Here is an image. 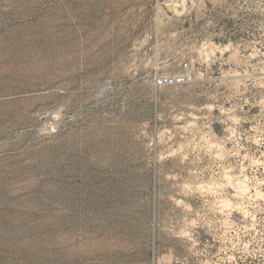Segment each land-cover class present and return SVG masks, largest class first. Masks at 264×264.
<instances>
[{
	"label": "rangeland",
	"instance_id": "1",
	"mask_svg": "<svg viewBox=\"0 0 264 264\" xmlns=\"http://www.w3.org/2000/svg\"><path fill=\"white\" fill-rule=\"evenodd\" d=\"M0 12L36 26L0 68L37 70L2 89L35 92L0 137V264H264V0Z\"/></svg>",
	"mask_w": 264,
	"mask_h": 264
},
{
	"label": "bare ground",
	"instance_id": "2",
	"mask_svg": "<svg viewBox=\"0 0 264 264\" xmlns=\"http://www.w3.org/2000/svg\"><path fill=\"white\" fill-rule=\"evenodd\" d=\"M29 5H31V4H29ZM35 5H34V7L37 6V5L36 6ZM32 8L33 7H31V9ZM4 11H6V10H4ZM4 11H2V12L4 13ZM2 12H0V13H2ZM8 12H10V11H8ZM19 12L20 11H18V13ZM30 12H32V10ZM33 12H35V10ZM4 16H0V17L5 18ZM29 16H31L29 13H27V14H21L20 13L19 15H15L13 17L9 16L10 18L8 17L10 19V21L11 20L16 21V19H20L21 22H19L18 24L14 22L13 25L16 24L15 26H12V24H10L12 27L8 30V32L4 33L0 37V51L5 52L8 50H11V49H13V46L15 47V45L18 47H23V50H24L23 45L25 44V42H28V35L31 32H33V30L36 28V26H33L31 24V21L28 20ZM36 17H38V16L36 15ZM45 17L47 18V16H45ZM45 17H43V18H45ZM34 21H35V19H34ZM4 22H6V21H4ZM47 23H50V22L47 21L46 24ZM42 25H43V23H42ZM5 26H6V24H5ZM40 26H41V24H40ZM2 27L4 28V26H2ZM46 27H47V25H46ZM46 30L47 29H45V31ZM1 33H3V32H1ZM32 35L33 34H30L31 37H32ZM30 36H29V39H30ZM30 41H31V39H30ZM32 41H34V40H32ZM29 44H27L26 46H28ZM31 46H32V44H31ZM0 55H2V54H0ZM10 56L12 57L11 54H10ZM7 57L2 56L0 58V61L5 64L7 61ZM10 59H8V61ZM12 59L14 60V58H12ZM11 63H13V61ZM36 73H37V70L31 69V68L27 69V70H19V71L13 70L12 68L11 69L0 68V137L3 136V134L6 130V128H5L6 126H11L10 128H13V127H15L13 125L17 126V125L21 124L23 117L25 116L24 113L30 112L33 109V106L31 104L26 103V102L30 101V103H31V101L34 99V92H35V90L33 88L28 89V90H21V91L20 90H9V89L8 90H2V89L4 87H13V85L15 83L20 82V81L29 80L31 77L35 76ZM12 122H13V124L9 125ZM17 149H19V147L17 145H9L7 147L1 148L2 151H10V150H17Z\"/></svg>",
	"mask_w": 264,
	"mask_h": 264
},
{
	"label": "built area",
	"instance_id": "3",
	"mask_svg": "<svg viewBox=\"0 0 264 264\" xmlns=\"http://www.w3.org/2000/svg\"><path fill=\"white\" fill-rule=\"evenodd\" d=\"M184 68H187V65L184 66ZM169 83V84H172V85H177V84H182L185 82V78L183 76H178V77H173V78H170L168 79V81H161L159 80V83L162 84V83Z\"/></svg>",
	"mask_w": 264,
	"mask_h": 264
}]
</instances>
